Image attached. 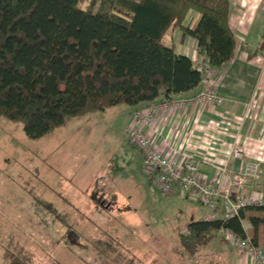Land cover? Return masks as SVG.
I'll use <instances>...</instances> for the list:
<instances>
[{
    "label": "trees",
    "instance_id": "obj_1",
    "mask_svg": "<svg viewBox=\"0 0 264 264\" xmlns=\"http://www.w3.org/2000/svg\"><path fill=\"white\" fill-rule=\"evenodd\" d=\"M81 2L0 0V119L22 127L30 139L44 138L91 112L121 105L147 109L186 99L201 87L208 69L220 71L234 57L229 0H92L87 10L80 8ZM194 13L200 19L192 27L187 21ZM170 30L197 42L206 69L164 45ZM150 181L155 183V177ZM102 203L95 213L111 209V202ZM63 217L57 216L66 226L67 249L84 252L82 264H120L116 249L107 250L113 241L109 231L96 236L87 232L85 240ZM245 223L251 225L252 238ZM262 226L264 207H248L226 221L192 220L179 235L182 254L194 258L218 238L228 244L220 238L222 229L261 247ZM22 248L10 253L14 264H64L38 260L37 252Z\"/></svg>",
    "mask_w": 264,
    "mask_h": 264
},
{
    "label": "rangeland",
    "instance_id": "obj_2",
    "mask_svg": "<svg viewBox=\"0 0 264 264\" xmlns=\"http://www.w3.org/2000/svg\"><path fill=\"white\" fill-rule=\"evenodd\" d=\"M91 2L82 0L80 8L87 10ZM194 16L199 15L188 18L190 26ZM184 36L170 30L163 43L179 49ZM131 112L121 105L81 115L38 140L0 119V264H14L10 253L17 246L37 252L38 260L82 264L85 253L67 249L66 226L57 218L65 215L85 240L89 232L109 231L107 250L116 249L120 264L234 263L238 249L219 238L194 258L182 254L179 235L210 209L180 193L164 195L151 183L143 157L129 144ZM108 202L111 209L95 213ZM244 227L252 238L253 230ZM260 238L263 247L264 226Z\"/></svg>",
    "mask_w": 264,
    "mask_h": 264
},
{
    "label": "crops",
    "instance_id": "obj_3",
    "mask_svg": "<svg viewBox=\"0 0 264 264\" xmlns=\"http://www.w3.org/2000/svg\"><path fill=\"white\" fill-rule=\"evenodd\" d=\"M229 2L230 27L236 37V50L230 63L215 76L224 105L220 109L198 105L160 115L152 137L169 158L177 162H198L201 174L223 187H228L232 179L241 175L246 163L256 164L257 179L246 195L264 199V0ZM199 19L194 16L191 26H196ZM186 36L179 49L176 45L171 46L197 65L203 60L197 42ZM200 91L201 87L183 98H192ZM140 109L145 107L132 108L127 128L132 115ZM235 142L244 153L243 160L229 158L228 149ZM212 213L210 210L203 221H209ZM245 225L252 229L249 223ZM259 248L264 251V245ZM237 251L233 264H251L244 252Z\"/></svg>",
    "mask_w": 264,
    "mask_h": 264
},
{
    "label": "built area",
    "instance_id": "obj_4",
    "mask_svg": "<svg viewBox=\"0 0 264 264\" xmlns=\"http://www.w3.org/2000/svg\"><path fill=\"white\" fill-rule=\"evenodd\" d=\"M200 63V70L206 69L202 59ZM217 73L215 69H208L201 91L192 98L153 104L145 110L135 112L126 132L130 143L143 156L147 174L150 178L155 177V183L164 195L180 193L186 198H192L213 211L209 216L210 221H226L238 217L240 212L248 207H264V199L246 195V192L252 190L253 183L257 179L258 166L251 162L246 163L241 175L232 179L228 187H223L220 183H213L205 178L200 172L198 162L192 160L177 162L169 158L152 137L160 115L198 105L220 109L225 100L217 90L215 81ZM228 150L229 158L244 159V153L237 142ZM223 172L225 174L226 167ZM221 211H224V214ZM220 234L232 247L244 252L251 259V264L264 262V251L255 246L249 238L240 239L229 229H222Z\"/></svg>",
    "mask_w": 264,
    "mask_h": 264
}]
</instances>
